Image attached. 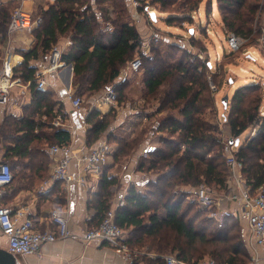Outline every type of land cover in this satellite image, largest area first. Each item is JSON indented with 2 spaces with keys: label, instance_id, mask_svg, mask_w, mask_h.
I'll return each instance as SVG.
<instances>
[{
  "label": "trees",
  "instance_id": "1",
  "mask_svg": "<svg viewBox=\"0 0 264 264\" xmlns=\"http://www.w3.org/2000/svg\"><path fill=\"white\" fill-rule=\"evenodd\" d=\"M137 1L138 11H145V17L149 19L155 18L158 11L168 13V5L173 3L171 0ZM249 1L219 0L221 9L228 10L223 17L224 23L236 35L248 37L252 31L250 23H253L259 5ZM203 3L204 0H184L182 5H191L188 12L169 15L168 23L174 18L192 17ZM205 3L206 7L211 5L208 0ZM39 15L42 23L32 30L35 44L29 51L21 53L25 62L14 69V77L30 83L32 102L26 107L23 118L7 116L0 127V144L6 149L4 158L14 175L5 188L15 192L22 184L34 188L50 177L43 165L38 167L34 163L33 149L70 145L72 139L70 131L52 124L56 102L50 92L38 87L37 70L30 66V61L37 59L40 53H50L61 36L71 34L72 44L61 59L73 67L74 95L82 97L88 92L92 97L113 88L120 106L128 101L126 92L130 83L118 79L122 69L135 59L142 46L141 35L131 22L127 0H54L47 9H40ZM2 16L0 27L4 29L9 17L6 8ZM141 60V70L145 73L142 83L148 94H155L168 81L170 85L156 112L160 117L156 130L159 145L149 149L146 157H140L136 168L138 172H155L157 178L149 180L144 191L136 185L129 187L125 204L116 212L117 225L131 229L127 236L131 249L148 248L146 252L159 256L174 254L178 260L187 263L211 257L221 264H249L251 258L239 219L231 213L211 217L212 209L201 207L191 199V191L176 189V186L178 181H183L193 188L207 185L227 189L230 168L226 158L230 152L242 162L243 178L253 191L264 184L261 87L255 82L244 84L234 93L228 122L231 138L238 139L239 146L230 151L218 126L205 118V112L214 104L206 71H199V65L184 61L168 64L166 68L163 60L159 65L149 57L143 56ZM43 114L47 121L42 120ZM116 117L117 108L108 114L92 110L87 118L91 125L87 133L88 148L95 146L106 134ZM247 131L248 136L241 143L240 137ZM141 137L127 140L107 133L106 141L116 145L113 165L128 161L140 147ZM21 163L27 165L16 170ZM107 168L102 169L100 194L93 205L98 219L90 228L98 226L111 208V188L117 184V179L108 177ZM4 197L5 194L2 201Z\"/></svg>",
  "mask_w": 264,
  "mask_h": 264
},
{
  "label": "crops",
  "instance_id": "2",
  "mask_svg": "<svg viewBox=\"0 0 264 264\" xmlns=\"http://www.w3.org/2000/svg\"><path fill=\"white\" fill-rule=\"evenodd\" d=\"M11 1L19 3L20 6L18 7H21L24 11L33 12L35 14H39L38 12H40V9H47L49 4L54 3V0H1L0 5ZM128 4L129 6H135L134 2L130 0ZM135 15L138 20H135L134 24L141 35L142 44H145L143 40L149 29L144 23L145 18L139 15L138 12ZM0 22H3L1 18ZM4 26V29L0 27V64L6 57H9L15 69L24 64L25 59L21 53L29 51L35 44L36 38L32 32L23 29H19L10 34L8 31V20L7 24L5 23ZM70 42H72L71 34H66L59 38L57 44L64 52L69 48ZM49 61L50 53H40L37 59L30 61V66L35 67L37 71H43L47 67ZM70 66L71 65L60 69L55 73L46 74L45 79L47 84L42 89L50 92L53 97L52 99L56 102L53 108L55 117L52 120V124L55 126V122L60 119L61 127L67 129L71 133L72 139L70 145L75 149L85 150L88 149L87 133L91 128V125L87 123V118L92 110H96L102 114H108L113 108H117L118 106L104 102L102 100L103 96L97 98L100 94H96L91 98L87 107L84 106V101L80 108H75L72 101L68 98L69 91H74L72 86L73 67L71 66V69ZM128 69V65L122 69L118 81L122 82L129 80L130 87L127 92L128 99L139 100L144 92L143 83L142 81L136 80L135 73ZM15 79L17 83L11 88L10 101L8 105L2 109L0 114V127L7 116H14L17 119L23 118L26 107L32 102L30 83L19 77H15ZM123 109L124 107L117 108V117L115 121L110 125L106 134L102 135L97 141L98 144L106 141L107 133L115 134L119 128L123 126L124 122H126L123 120L120 122L123 117ZM42 120H48L46 114H43ZM146 145L147 146L141 148L139 152H135L129 161L113 165V159H110L107 175L110 178L114 177L117 179V184L111 188L113 193L111 207L119 200L125 199L130 186L136 185L140 187L141 173L136 171L138 159L142 156L144 157L146 152L153 147L150 144V146L148 144ZM115 146H113L114 150L116 149ZM234 148L235 147H232V149L229 148V150L234 151ZM50 149L49 147L41 150L35 148L32 150V156L34 163L38 165V167L43 165L46 168L47 175L51 177L57 157L51 154ZM5 152L6 149L0 144V165L3 162H8V160L4 158ZM26 165L27 164H25V166ZM23 166L24 163H21L16 170H21ZM71 171L76 174L75 164L71 166ZM101 174H89L87 177L88 183L85 186L73 183L66 187L62 183H51L48 185L47 192L44 194L39 193L38 190L50 177L43 181L41 185L39 184V186L34 188H30L25 184L20 185V188L16 192L11 189L6 190L5 188V197L3 201L1 199L0 203L6 207L14 208L20 205H26L37 227L43 230L47 227V217L51 209L57 207L67 216L70 230L74 233L82 234L90 228V226L95 224L98 219V214L94 210L93 205L96 197L100 194ZM217 200L219 201V207L212 209L213 211H217L218 214L235 213L237 206L234 202L225 200V198ZM239 222L242 227L247 252L251 258L249 264H264V249L251 246L249 242L250 234L248 224L240 220ZM125 231L126 235L129 237L131 229H126ZM6 242L7 238L0 231V248L5 247ZM143 250L136 251L142 252ZM165 256L166 255L159 256V254L153 252H146V254L137 260L127 261L121 254L117 253L105 243H84L66 239L43 245L37 254L17 257L20 259L21 264H165ZM256 258H258V260H256Z\"/></svg>",
  "mask_w": 264,
  "mask_h": 264
},
{
  "label": "built area",
  "instance_id": "3",
  "mask_svg": "<svg viewBox=\"0 0 264 264\" xmlns=\"http://www.w3.org/2000/svg\"><path fill=\"white\" fill-rule=\"evenodd\" d=\"M152 13V12H151ZM42 23L41 16H34L33 12L24 11L21 7L16 8L8 20V31L13 33L19 29L32 32L33 29ZM239 39L235 36L230 38V45L238 47ZM70 45L72 42L69 43ZM63 50L55 45L50 52V61L43 71L36 72V80L39 88H44L47 84L46 74H51L66 68L62 61ZM142 67L141 58H135L129 69L133 72H140ZM19 81V80H18ZM17 83L14 77V67L9 57H6L0 64V114L2 109L10 101L11 88ZM68 98L75 108L83 105V98L74 95L69 91ZM102 100L117 105L116 94L110 88ZM55 126H61L60 119L55 122ZM255 134L253 130L252 135ZM233 146L229 144V148ZM51 154L57 157L56 165L51 177L39 188V193L47 192L49 184L61 181L66 187L73 183L85 186L88 183V175L91 173L101 174L102 169L108 166L110 159L115 152L113 146L107 141H103L88 149H75L72 145H55L50 149ZM230 168L228 179V193L225 200L234 202L237 206L234 215L242 222H246L249 227L250 244L252 247L264 249V184L253 191L242 177L243 164L232 152L226 158ZM75 164L76 174L71 171V166ZM13 172L8 162L0 165V201L5 193V187L13 181ZM205 185L196 189L194 199L201 207L214 209L219 207L216 195ZM125 204V199L119 200L104 215L101 222L96 227L88 228L82 234L74 233L69 228L67 216L57 207L51 209L47 217V227L45 230L37 227L34 218L31 216L26 205L17 208L6 207L0 203V231L7 238L5 249L18 257H26L37 254L48 243L59 240L72 239L84 243L101 242L113 248L121 254L127 261H134L146 254V250L138 252L131 249L127 243L125 229L116 223V212ZM211 217H217L218 212L210 213ZM165 264H221L211 257H206L198 262H183L177 259L174 254L164 257ZM258 260V258H256Z\"/></svg>",
  "mask_w": 264,
  "mask_h": 264
},
{
  "label": "rangeland",
  "instance_id": "4",
  "mask_svg": "<svg viewBox=\"0 0 264 264\" xmlns=\"http://www.w3.org/2000/svg\"><path fill=\"white\" fill-rule=\"evenodd\" d=\"M130 1L135 4V6H129L132 14L131 22L138 20L135 15L138 12L139 15L145 18L144 23L149 29L143 40L145 44H142L134 58H143V56L149 57L158 65L159 61L161 62V60H163V63H165L164 67L166 68L168 64L170 65L174 62L178 64L184 61L188 64L199 65V71L205 70L210 83V90L214 93V104L205 112V118L218 126L225 146L228 145L229 149V142L232 139V135L228 119L236 89L244 84L255 82L261 87L264 100V12L261 14L263 0L249 1V3L259 5V8L257 9L253 23H250L252 31L248 37L236 35L234 32L227 29L228 27L226 23H224L223 17L228 10L221 9L219 0H208L211 1L209 7H206L205 1L207 2V0H204L203 5L195 9L192 17L184 19L174 18L170 23H168L169 15H178L182 12H188L191 5H182L184 0H171L173 3L168 5V13H161L158 11L155 18L149 19L145 17V11H138L139 2L137 0ZM149 1L151 2V0H147V2ZM18 6H20V4L16 1L0 5L1 20L3 19L2 13L5 8L8 10L9 20L12 11L18 8ZM157 8L159 9L158 6ZM241 11H244V9H241ZM34 16L38 17L40 15L34 13ZM154 25L160 28V30ZM233 36L239 39L238 47H232L230 45V38ZM56 45L59 46L58 44ZM134 73L136 80L143 81L145 77L144 70ZM169 88L170 85L168 81L162 88L158 89L155 94H148L147 91L144 90L141 99H128L125 104L123 103L120 106L117 104V108L124 107V112L122 111L123 117L120 122L122 120L126 122L120 127L122 129L119 128L113 135H122V137L127 140H133L142 136L140 147L136 149V152H139L141 148H145L147 146L146 144H150L153 147L158 146L159 133L156 130L159 126L160 117L156 112L160 100L164 97ZM102 94L98 95L97 98L103 96ZM226 95H229L227 109H225L221 101ZM92 97H89L88 92L82 95L85 101L84 106L87 107L89 105ZM261 108L264 115V103ZM247 136L248 131L242 134L240 142H245ZM233 141L235 142L236 139L233 138ZM236 148L235 146L234 150H236ZM144 156H147V152ZM139 173H141L140 188L144 191L147 188V182L149 180H155L157 175L154 174L155 172ZM178 184L176 189L191 191L193 193L191 199H194L197 188L190 187L183 181H178ZM205 186L216 195L217 199H224L225 195L228 193V188L221 189L216 186Z\"/></svg>",
  "mask_w": 264,
  "mask_h": 264
},
{
  "label": "water",
  "instance_id": "5",
  "mask_svg": "<svg viewBox=\"0 0 264 264\" xmlns=\"http://www.w3.org/2000/svg\"><path fill=\"white\" fill-rule=\"evenodd\" d=\"M221 101L225 109H227L229 104V95L224 96ZM229 143L233 147L239 146L238 139L235 142L233 141V139H231ZM0 264H21V263H20V259L16 255L10 253L7 249L3 247L0 248Z\"/></svg>",
  "mask_w": 264,
  "mask_h": 264
}]
</instances>
